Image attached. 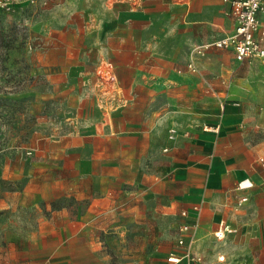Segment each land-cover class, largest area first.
Returning <instances> with one entry per match:
<instances>
[{
	"label": "rangeland",
	"instance_id": "obj_1",
	"mask_svg": "<svg viewBox=\"0 0 264 264\" xmlns=\"http://www.w3.org/2000/svg\"><path fill=\"white\" fill-rule=\"evenodd\" d=\"M56 2L0 10V264H166L178 251L180 208L156 212L150 197L176 195L163 183L182 159L172 148L222 112L202 78L185 72L196 33L175 7L138 16L103 0ZM255 66L238 68L233 94L250 141L264 147V67ZM121 110L129 159L117 170L100 162L92 127ZM153 118L156 161L143 151ZM107 192H122L109 212Z\"/></svg>",
	"mask_w": 264,
	"mask_h": 264
},
{
	"label": "crops",
	"instance_id": "obj_2",
	"mask_svg": "<svg viewBox=\"0 0 264 264\" xmlns=\"http://www.w3.org/2000/svg\"><path fill=\"white\" fill-rule=\"evenodd\" d=\"M54 1L56 2L51 0L49 4ZM103 1L106 5L117 4L124 12H135L138 16L148 15L145 11L149 8H179L187 24L185 27L191 33H196L193 43L200 45L215 42L235 32V24L230 16L231 0ZM56 3L52 5L55 6ZM260 18L264 21V15ZM220 57L224 63L222 67H218ZM198 64L200 73L196 75L202 78L201 82L206 87L209 97L219 100L220 105L222 103L221 117L204 132L199 131L192 137L183 139L186 143L177 145L184 148L182 152L176 148L177 146L172 148L174 153L181 154L182 159H178L172 167V171L174 168L179 169L174 177L163 183L176 186V195L165 194L161 199L156 196L150 199L154 200L156 212L164 213L174 210L177 206L180 208L179 224L176 229L178 251L171 254L183 257L189 250L192 257H201L202 262H191L183 257L177 263L168 261L166 264H220L227 256H230V264H264V182L260 180L255 165L257 157L264 154V147L261 144L254 146L250 141L246 125L242 127V123L245 122L244 114L240 113V105H235L236 102L240 104L239 97L233 94V90L240 86L235 78L238 68L248 66L252 72L255 70L252 67H256L255 65L264 67V64L259 61L239 63L235 60L232 50L215 48L210 49L205 57L199 59ZM206 65L211 69L208 72H216L217 75L208 73ZM185 72H188L187 68ZM217 82L226 89H216ZM139 105L140 101L134 100L133 111L136 113L141 112ZM122 113L123 110L115 111L108 119L102 113L100 123L93 121L92 127L95 129L93 136L100 139L99 142L92 143L99 152L100 162L117 170L125 168V162L129 159L126 158L120 139ZM153 121L154 118L148 123L149 142L143 151H148L149 156L152 154L156 161L160 159V154L158 150H154L151 140ZM171 147L169 143L165 149L169 151ZM245 180L252 182L253 187L238 190V184ZM121 193L113 196L107 192L104 195L103 201L108 212L112 210V203L120 201ZM243 196H247L249 200L242 209H237V201ZM198 205L202 208L200 215L194 210ZM184 210L188 211V217L182 216ZM196 221L198 226L195 230L179 234L182 225H191ZM222 223L236 228L238 232L227 234L221 241L216 239L214 233ZM180 237L185 240L184 246L178 245Z\"/></svg>",
	"mask_w": 264,
	"mask_h": 264
},
{
	"label": "built area",
	"instance_id": "obj_3",
	"mask_svg": "<svg viewBox=\"0 0 264 264\" xmlns=\"http://www.w3.org/2000/svg\"><path fill=\"white\" fill-rule=\"evenodd\" d=\"M51 0H0V10L10 13L17 14L23 8H28L36 4L41 6L49 5ZM115 1V0H114ZM230 16L235 24V32L233 35L222 38L212 43L203 44L196 46L192 49L187 63V71L193 74L200 73L199 59L206 56L207 52L212 49L220 50H232L234 53L235 60L239 63H252L259 61L264 64V21L260 18L264 15V0H231ZM111 74L110 70L103 71L101 75L102 80H107V77ZM211 89V87L209 88ZM236 106L240 104L235 103ZM225 105L223 104V109ZM218 129V127H216ZM178 135L177 129H171L169 131V139L175 140ZM30 154V153H28ZM261 165L264 167V158L260 159ZM253 187V183L249 180L242 181L238 184V190H246ZM247 196L241 197L236 204L237 209H242L248 202ZM195 212L199 215L202 212L201 206L194 207ZM183 217H188V211H182ZM197 221L194 224L182 225L179 228L180 235L186 234L189 231H193L197 228ZM238 230L230 225L222 223V226L214 233L216 239L224 240L227 234L237 233ZM179 246L185 245V240L179 238ZM190 245L188 246V248ZM183 257L188 258L191 262H202L201 257H192L189 250ZM183 257H177L172 254L169 257V261L177 263L181 261Z\"/></svg>",
	"mask_w": 264,
	"mask_h": 264
}]
</instances>
